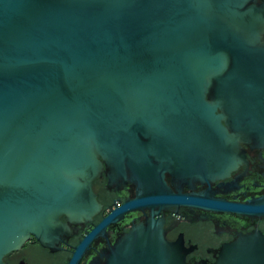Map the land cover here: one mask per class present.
I'll return each instance as SVG.
<instances>
[{
  "label": "water",
  "instance_id": "water-1",
  "mask_svg": "<svg viewBox=\"0 0 264 264\" xmlns=\"http://www.w3.org/2000/svg\"><path fill=\"white\" fill-rule=\"evenodd\" d=\"M243 145L264 150V0H0V264L32 237L60 251L102 208L103 174L136 198L68 264L142 209L147 220L84 264H264L259 231L193 263L156 218L182 206L264 215V197L182 193L247 164Z\"/></svg>",
  "mask_w": 264,
  "mask_h": 264
},
{
  "label": "flooded vegetation",
  "instance_id": "flooded-vegetation-1",
  "mask_svg": "<svg viewBox=\"0 0 264 264\" xmlns=\"http://www.w3.org/2000/svg\"><path fill=\"white\" fill-rule=\"evenodd\" d=\"M246 151L247 164L241 165L236 171L224 179L214 182H197L190 189L182 185L184 194H215V198L235 204H248L264 197V150L254 145H243ZM167 182L174 193H178L172 184L171 176ZM108 178L94 183V191L102 208L91 222H81L71 226L70 233L61 243V250L54 253L44 249L32 237L18 252L5 259L6 264H68L78 246L96 226L113 214L126 200L136 198V186L128 185L117 192L108 186ZM151 211L142 209L128 213L126 218L109 223L106 228L92 241L80 264L97 256L98 252L113 244L119 237L129 232L135 223L147 220ZM156 218L165 223L166 237L173 242L184 240L188 249L187 260L193 263L205 261L214 263L220 256L222 248L237 240L242 234L259 231L264 235V215H246L234 211H214L196 207L163 209ZM66 221L65 218H62Z\"/></svg>",
  "mask_w": 264,
  "mask_h": 264
}]
</instances>
